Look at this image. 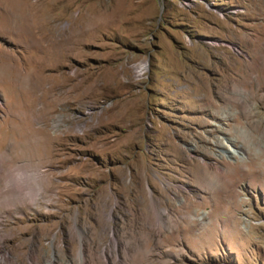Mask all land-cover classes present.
<instances>
[{
	"label": "rangeland",
	"instance_id": "rangeland-1",
	"mask_svg": "<svg viewBox=\"0 0 264 264\" xmlns=\"http://www.w3.org/2000/svg\"><path fill=\"white\" fill-rule=\"evenodd\" d=\"M0 254L264 264V0H0Z\"/></svg>",
	"mask_w": 264,
	"mask_h": 264
},
{
	"label": "bare ground",
	"instance_id": "bare-ground-1",
	"mask_svg": "<svg viewBox=\"0 0 264 264\" xmlns=\"http://www.w3.org/2000/svg\"><path fill=\"white\" fill-rule=\"evenodd\" d=\"M25 3V2H24ZM34 3V2H33ZM33 5V4H32ZM36 5V4H35ZM34 5V6H35ZM29 7V9H30V6H28ZM33 9H34V7H32ZM31 8V9H32ZM30 9V10H31ZM36 9V8H35ZM36 13V12H35ZM34 13V15H36ZM33 14V13H32ZM33 15V16H34ZM38 16V15H37ZM27 17V16H26ZM39 17V16H38ZM33 18H35V20L37 21V24H39V23H41V22H39L38 23V18L37 17H33ZM32 18V19H33ZM38 19V20H37ZM20 20V19H19ZM16 21H18V20H16ZM28 21V20H27ZM9 22V21H8ZM25 24V23H24ZM26 25V24H25ZM35 25V24H34ZM25 29V28H24ZM29 29V28H28ZM39 30V29H38ZM35 31V30H34ZM33 31V32H34ZM36 33H38V32H35V34ZM37 35V34H36ZM144 68H146V64H144V63H142L140 66H139V72H141ZM230 81V80H229ZM226 99V101H228V103L229 104H231L232 105V101H231V98H229V97H227V98H225ZM250 109V106H249V104H247V110H248V112L250 113V111L251 110H249ZM258 113V112H257ZM251 117H252V115H251ZM257 124H258V122H257ZM206 165V164H205ZM195 167H199V164H195ZM204 169H206V167L204 166ZM256 171V170H255ZM244 173V172H243ZM215 177V176H214ZM214 177H213V175L210 173V172H204L203 174H201V179L199 178L198 180V182L200 183V184H203V186H205V187H207V185H212L213 183V180H214ZM196 179V178H195ZM217 179V178H216ZM155 184V183H154ZM148 185H149V188H150V191H151V193L154 195L155 194V191H157V190H160L159 188H158V186H157V184H155L154 185V188L152 187V184H151V182H148ZM168 186H170V184H168ZM210 188V187H209ZM168 189V188H167ZM142 192V191H141ZM158 192V191H157ZM167 192V190L166 189H164L163 191H159L158 193H159V195L161 196H164L165 197V193ZM161 196V197H162ZM152 198V203H153V206H155V210L154 211H156L157 212V217H158V219L161 221V220H164L165 218H166V211L165 210H160L159 209V207H158V201L155 199V197L154 196H152L151 197ZM186 199H185V201H186V205L185 206H181L182 208H185L186 209V211L187 212H189L188 211V209H189V204H188V202H189V198L186 196L185 197ZM168 201H169V199H168ZM170 202V201H169ZM168 202V203H169ZM173 204V203H172ZM192 205V204H191ZM182 208H176V212H179ZM191 208V207H190ZM167 219V218H166ZM166 222V221H165ZM192 222H195V220H193ZM180 225H186V226H189V227H191L190 225H193V224H189V222H187L186 221V223L184 224H180ZM1 255V254H0ZM4 255V254H3ZM4 258L6 259V257L5 256H3L2 258H0V261L2 262L3 260H4ZM81 258H83V257H81ZM8 259V258H7Z\"/></svg>",
	"mask_w": 264,
	"mask_h": 264
}]
</instances>
